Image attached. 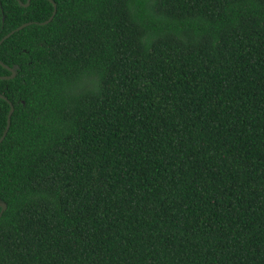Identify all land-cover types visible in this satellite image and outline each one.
<instances>
[{"label":"trees","instance_id":"trees-1","mask_svg":"<svg viewBox=\"0 0 264 264\" xmlns=\"http://www.w3.org/2000/svg\"><path fill=\"white\" fill-rule=\"evenodd\" d=\"M53 1L0 0V264H264V0Z\"/></svg>","mask_w":264,"mask_h":264},{"label":"water","instance_id":"water-1","mask_svg":"<svg viewBox=\"0 0 264 264\" xmlns=\"http://www.w3.org/2000/svg\"><path fill=\"white\" fill-rule=\"evenodd\" d=\"M49 1H50V2L53 4V6H54V12H53V15L50 17V19H49L48 21L43 22V23H39L40 25H46V24H48L49 22H51V21L53 20L54 16L56 15V13H57V4H56L53 0H49ZM21 5H23V6H25V7H28V6L30 5V0H28V3H27V4H23V3H21ZM32 24H33V22L25 23V24H23L22 26H20L19 28H17L16 30H14V31L10 32L9 34H7L6 36H4V37L0 40V46L3 44V42H4L5 40H7L8 38H10V37H11L13 34H15L17 31H20V30L24 29L25 27L30 26V25H32ZM0 64H1L4 68L8 69V70L11 72V75H10V76H0V80L12 79V78H14V77L16 76V72H15V70H13L12 68H10V67H8L7 65L3 64L1 61H0ZM0 98L6 100V101L9 103L10 107H11V110H10V112H9V114H8V118H7V127H6V130H5V132H4L3 137H2L1 140H0V143H1V142L4 140V138L6 137V134H7V132H8L9 129H10V126H11V119H12V115H13V113H14V111H15V108H14L13 104L8 100L7 97H5L4 95L0 94ZM0 207L2 208V210L0 211V218H1L2 215L4 214V212H5L6 209H7V204H6V203H0Z\"/></svg>","mask_w":264,"mask_h":264}]
</instances>
